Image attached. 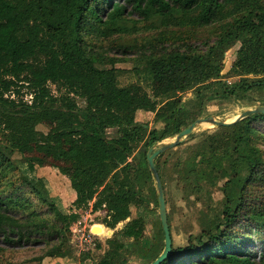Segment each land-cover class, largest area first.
<instances>
[{
  "label": "trees",
  "instance_id": "trees-1",
  "mask_svg": "<svg viewBox=\"0 0 264 264\" xmlns=\"http://www.w3.org/2000/svg\"><path fill=\"white\" fill-rule=\"evenodd\" d=\"M124 73L138 81L126 84ZM213 103L264 105V0H0V264L57 257L131 264V255L151 264L164 249L165 233L158 215L153 236H146L138 211H149V196H158L138 172L150 171L151 147L176 136ZM139 112L154 113L162 126L148 128L137 120ZM47 115L56 123L44 130ZM29 133L73 162V174L64 179L76 210L53 195L39 157L17 151ZM195 137L203 171L214 176V160L221 157L223 189L238 193L184 244L176 243L168 212L172 252L162 264H264V252L254 259L249 246L258 241L264 249V113L187 141ZM172 151L156 158L167 207L164 157ZM178 159L174 173L183 165ZM86 216L111 229L128 221L103 254L99 236L79 252L72 227ZM35 243L46 248L21 260Z\"/></svg>",
  "mask_w": 264,
  "mask_h": 264
},
{
  "label": "rangeland",
  "instance_id": "rangeland-1",
  "mask_svg": "<svg viewBox=\"0 0 264 264\" xmlns=\"http://www.w3.org/2000/svg\"><path fill=\"white\" fill-rule=\"evenodd\" d=\"M111 54L121 55L122 51L117 50L116 48H111L109 50ZM128 55H133L132 51L127 53ZM234 59V52L229 53L227 60V68L232 64ZM125 69L129 70L133 68V64L124 63L121 64ZM123 81L126 84L130 82H137L138 79L135 76H131L129 73H124ZM27 90H24L26 92ZM191 93L185 95V97H190ZM25 100L31 99V95L26 94L24 96ZM28 101V102H29ZM250 106H240L233 104H224L222 107L219 104H211L207 111H203V117L208 115H214L217 119H233L240 115L245 109ZM155 114L151 112H139L137 114V120L144 125H147L148 128L160 127L162 126L161 122L156 123L154 120ZM56 123L55 119L50 115H47L44 118V124H41V128L44 130H49L50 127L54 126ZM216 128L212 125L209 127H202L201 125L195 131L196 135H199L200 132ZM108 135L110 137H115L116 130L109 129ZM174 137L167 138L162 142L172 140ZM188 139V138H187ZM200 138L195 137L190 140L183 142V145L180 147L174 148L176 151H172L171 154H166L164 159L167 160L168 174L166 175V186L169 198V205L167 207L168 212H171L173 218V229L174 237L176 243L184 244L186 237L190 234H196L201 231L204 225L210 223V218L215 215L220 214L223 210V206L226 202V199L235 198L238 193V189L231 187L227 190L223 189L225 183V176L223 173V166L225 165L221 157H217L214 160L213 166V175L203 171V166L197 158L199 150H197V143ZM161 143V142H160ZM182 144V143H181ZM180 144V145H181ZM17 151L22 152L26 156H38V169L41 175L48 181V187L52 191L54 196H57L62 199L64 205H68V210H76L75 207L71 208L70 204L72 201L71 194L68 193L67 181L64 178H69L72 172L74 171V165L71 161L66 160L61 153L51 150L47 145L37 142L35 135L29 133L21 139V142L16 146ZM169 151V150H168ZM246 151V150H245ZM167 152V151H166ZM22 154H16V157L20 158ZM179 157H181L180 163L181 169L177 173H174V167L179 164ZM224 164V165H223ZM197 172V178L199 179L198 183H194L196 179V174H190L192 171ZM139 181L143 184H155L154 176L151 171H148L147 168L143 167L138 172ZM194 183V184H193ZM157 190V189H156ZM166 194V192H165ZM151 200L150 210L145 211L146 208H141L139 213L144 217L147 227H146V236H153V223L158 219L159 210L153 209L158 206V198L154 194L149 196ZM154 206V207H153ZM103 209L96 212L101 214ZM136 214L137 210H133ZM85 213V212H84ZM128 220L120 222L114 229L106 227L104 224L102 235L99 236L102 242V248L99 253L103 254L107 248H109L108 240L112 238L115 232L122 230ZM105 227V228H104ZM118 238L121 237V233L117 235ZM1 247H4V243L0 244ZM31 246V247H29ZM26 246V252H23L21 260L25 258L37 256L41 254L46 247L45 244L35 243L32 245ZM251 248H254L256 255H253L254 259H259L260 253L264 252V249L260 246L258 241L249 243ZM126 247L131 249V242L126 243ZM18 248V247H16ZM97 258H95L96 260ZM94 258H87L85 261H74L72 259L65 258H46L43 260L42 264H91L95 262ZM131 264H143L140 258L135 255L130 257Z\"/></svg>",
  "mask_w": 264,
  "mask_h": 264
},
{
  "label": "water",
  "instance_id": "water-1",
  "mask_svg": "<svg viewBox=\"0 0 264 264\" xmlns=\"http://www.w3.org/2000/svg\"><path fill=\"white\" fill-rule=\"evenodd\" d=\"M257 113H264V105L258 104L255 106H250L249 108L245 109L240 115L233 119H217L214 115H208L206 117H203V114L199 116L194 122H192L188 127L181 130L172 140L166 141V142H159L155 146L151 147L147 152V162L149 169L154 176L155 179V186L157 189V196H158V210L160 219L162 221V225L164 228L165 233V246L160 254V256L155 259L151 264H162L171 254L172 252V234L171 229L169 225L168 220V210H167V204H166V194L164 189V184L161 179V176L159 174V171L156 166V158L160 154L171 150L181 143L185 142L187 138L195 133L197 128L204 124L209 123L214 127H229L233 124L247 118L248 116H251L253 114ZM95 231V230H94Z\"/></svg>",
  "mask_w": 264,
  "mask_h": 264
},
{
  "label": "built area",
  "instance_id": "built-area-1",
  "mask_svg": "<svg viewBox=\"0 0 264 264\" xmlns=\"http://www.w3.org/2000/svg\"><path fill=\"white\" fill-rule=\"evenodd\" d=\"M87 215L89 217L91 216L90 213ZM91 221L92 220H90L89 222V219L87 220V216H86L83 220H79L78 222H75L72 227L73 241L78 247L79 252L89 250L90 248L95 246L97 236L102 235L101 233H97L94 231V227L99 224L97 222L91 223Z\"/></svg>",
  "mask_w": 264,
  "mask_h": 264
},
{
  "label": "bare ground",
  "instance_id": "bare-ground-1",
  "mask_svg": "<svg viewBox=\"0 0 264 264\" xmlns=\"http://www.w3.org/2000/svg\"><path fill=\"white\" fill-rule=\"evenodd\" d=\"M209 125H211V124H209V123H204V124H202L201 126H202V127H209ZM94 230H95V232H97V233H102V232H103V227H102L101 225H97V226L94 227Z\"/></svg>",
  "mask_w": 264,
  "mask_h": 264
},
{
  "label": "crops",
  "instance_id": "crops-1",
  "mask_svg": "<svg viewBox=\"0 0 264 264\" xmlns=\"http://www.w3.org/2000/svg\"><path fill=\"white\" fill-rule=\"evenodd\" d=\"M72 164H73V162H71ZM74 165V164H73ZM74 172V171H73ZM73 172H72V174H73ZM71 174V175H72ZM70 194H71V196H73L74 197V194L72 193V192H70ZM102 226V225H101ZM103 227V226H102ZM105 228V227H104Z\"/></svg>",
  "mask_w": 264,
  "mask_h": 264
},
{
  "label": "clouds",
  "instance_id": "clouds-1",
  "mask_svg": "<svg viewBox=\"0 0 264 264\" xmlns=\"http://www.w3.org/2000/svg\"><path fill=\"white\" fill-rule=\"evenodd\" d=\"M32 97V96H31ZM102 208V207H101ZM99 225H101V224H99Z\"/></svg>",
  "mask_w": 264,
  "mask_h": 264
}]
</instances>
